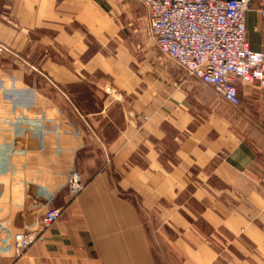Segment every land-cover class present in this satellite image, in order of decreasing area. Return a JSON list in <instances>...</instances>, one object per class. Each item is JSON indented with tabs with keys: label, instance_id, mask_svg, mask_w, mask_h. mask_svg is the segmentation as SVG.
<instances>
[{
	"label": "crops",
	"instance_id": "crops-1",
	"mask_svg": "<svg viewBox=\"0 0 264 264\" xmlns=\"http://www.w3.org/2000/svg\"><path fill=\"white\" fill-rule=\"evenodd\" d=\"M247 30L264 51L256 6ZM236 87L162 55L139 0H0V264H264V89Z\"/></svg>",
	"mask_w": 264,
	"mask_h": 264
},
{
	"label": "built area",
	"instance_id": "built-area-1",
	"mask_svg": "<svg viewBox=\"0 0 264 264\" xmlns=\"http://www.w3.org/2000/svg\"><path fill=\"white\" fill-rule=\"evenodd\" d=\"M147 11L150 32L162 55L190 78L212 88L228 104L241 99L237 80L264 89V51L255 52L248 41L247 17L253 7L264 21V0H139ZM86 185L72 169L66 188L77 197ZM59 208L47 210L39 225L14 233L15 250L22 255L43 239L63 217Z\"/></svg>",
	"mask_w": 264,
	"mask_h": 264
}]
</instances>
